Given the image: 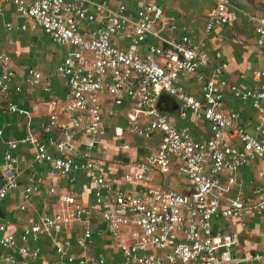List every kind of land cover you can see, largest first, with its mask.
Wrapping results in <instances>:
<instances>
[{"label": "built area", "instance_id": "2783aa9c", "mask_svg": "<svg viewBox=\"0 0 264 264\" xmlns=\"http://www.w3.org/2000/svg\"><path fill=\"white\" fill-rule=\"evenodd\" d=\"M0 1H10L18 15L31 20L57 44L73 47L54 70L67 86L64 118L59 120L51 113L42 125L44 132L55 128L60 133L62 139L50 138L48 143L59 155L49 154L46 144L32 134L6 141L0 161V200L19 186L13 152L23 143L33 147L29 166L45 162L52 178L61 175L69 182L74 180L71 172H84L93 193L88 206L78 202L72 193L61 194L57 209L28 220L18 235L8 230V223L0 222V264H29L40 258V249L35 245L40 235L73 224L80 227V235L74 240L79 252L71 251L68 239L55 235L54 258L47 264H105L102 256L88 253L94 245L90 221L94 213L99 214L109 238L117 243L120 264H233L231 248L239 245L238 237L213 223L237 219L243 214L264 215V81L254 88L227 85L221 77L226 64L219 62L209 75L196 73L202 85L201 97L187 93L182 79L206 65L209 56L201 49L202 43L192 44L186 34L175 40L162 37L159 0L140 3L133 20L127 15L123 0H113L110 7L103 1L91 0ZM210 1L212 7L203 26L206 32L231 20L230 0ZM93 20L97 23L92 28H79L80 22L88 25ZM253 21L256 43L264 45V14ZM6 26L10 28L9 24ZM174 28L170 25L167 29ZM147 36L161 40L162 45L150 44L140 52L138 46ZM115 37L128 39L131 48H119ZM212 56L219 58L220 53L213 52ZM8 61L9 56L0 50V99L8 93L14 75ZM27 74L29 83L37 85L40 73L29 68ZM263 74L253 73L255 78ZM225 87L233 98L247 101L255 110L256 134L237 124V112L221 110ZM163 94L177 100L179 119L205 121L210 137L197 140L185 135V127L179 129L171 124L159 109ZM123 97L129 100L125 113L127 131L147 140L155 133L160 136L155 149L144 160L134 162L119 175L90 156V150L105 135L103 116L114 113L109 105H120ZM5 108L28 114L11 102ZM77 135L85 139L83 151L79 156L64 154L71 150L69 141ZM253 159L258 162L259 184L246 195L242 190L244 182L236 172ZM171 161L192 186L189 193L150 183V172L166 174ZM44 181L40 176L28 177L20 209L41 186L49 193L56 191V186ZM259 257L264 258V252L249 258Z\"/></svg>", "mask_w": 264, "mask_h": 264}, {"label": "crops", "instance_id": "0c3cea01", "mask_svg": "<svg viewBox=\"0 0 264 264\" xmlns=\"http://www.w3.org/2000/svg\"><path fill=\"white\" fill-rule=\"evenodd\" d=\"M91 1H103L109 7L113 5V0ZM144 1L146 0H123L130 19L135 18L136 9ZM158 3L162 9L159 22L162 37L175 40L186 34L192 44L202 43L201 49L209 56L206 65L182 79L181 85L187 93L201 97L202 85L197 80L196 73L209 75L212 68L219 62L226 64L221 77L227 85H246L248 88H254L260 81H264V74L258 78L253 75L255 71L264 72V45H257L253 29V18L264 14V0H230L228 6L231 13L230 22L215 26L209 32H206L203 26L206 13L212 7L210 0H159ZM96 23V20L88 25L80 22L79 28L81 30L92 28ZM6 24H9L10 28H7ZM21 25H24V28H21ZM170 25H174L175 28L168 30ZM114 42L122 49H130L132 45L128 39L121 37H115ZM150 44L162 45V42L157 38L147 36L138 46L139 51H144L145 47ZM72 49L70 45L57 44L48 33L42 31L31 20L18 15L10 1H0V50L9 56L8 66L14 73L8 93L0 99V130L2 133L0 135V161L6 141L19 140L28 134L34 135L35 138L45 143L49 154L59 155L48 143L50 138L62 139L60 133L55 128L44 132L42 125L51 113L55 114L59 120L64 118L62 108L67 86L54 70L66 53ZM213 52H219L220 57L214 58ZM29 68L40 73L41 78L37 85L29 83L30 76L27 74ZM16 87H19V90ZM8 102L26 110L28 114L22 115L6 110ZM128 103L129 100L123 97L120 105H109L114 113L103 116L102 124L105 135L102 137V142L90 150V156L119 175L126 172L134 162L144 160L155 149L160 136L159 133H155L145 145L140 141L143 138L127 131L125 113L129 106ZM220 108L223 111L237 112V124L247 129L249 133L256 134L253 128L257 121L255 110L247 101L243 103L233 98L227 87L223 89ZM159 109L171 124L179 129L185 127L186 136L197 140H206L210 137V130L205 121L189 122L178 118L177 100L171 95H161ZM69 142L71 150H65L64 154L79 156L84 149L85 139L77 135ZM233 142L239 144L237 140ZM125 144L126 147L123 148L122 145ZM13 155L16 158V180L19 186L0 200V222L8 223V230L14 234L18 235L21 227L28 220H36L38 216L46 215L57 209L61 194L72 193L78 202L87 206L92 204L93 193L84 172H71L70 175L74 180L69 182L65 176L61 175L52 178L48 173L49 166L45 162L32 163L29 166L28 162L33 156V147L29 143L17 145ZM257 169L258 162L253 159L236 172L237 178L244 182L242 190L246 195L250 193L255 184H259L256 178ZM30 175L40 176L45 180L44 183L56 186V191L49 193L45 187L41 186L40 191L30 196L24 209H20L22 190ZM148 179L153 185L164 186L179 192L189 193L192 188L188 180L177 171V164L174 161H171L166 174H159L154 170L150 172ZM90 221L94 245L89 248L88 253L102 256L105 264H120V254L117 257L113 252V247L117 249V243L109 238L105 222L98 213H94ZM213 224L238 237L239 245L231 248L233 264H264L263 257L249 258L252 254L261 255L264 252V215L257 217L243 214L240 218L219 219ZM55 235L58 239H68L72 244L71 251L75 254L79 252L74 240L80 235V227L78 224H73L67 229L52 231L47 235L41 234L39 241L35 244L40 249L41 257L29 261V264H47L54 258L52 238Z\"/></svg>", "mask_w": 264, "mask_h": 264}, {"label": "rangeland", "instance_id": "374dc122", "mask_svg": "<svg viewBox=\"0 0 264 264\" xmlns=\"http://www.w3.org/2000/svg\"><path fill=\"white\" fill-rule=\"evenodd\" d=\"M140 141L143 142V144L145 145H146V142H148L147 138L141 139ZM113 252L117 255V257L119 256V253L115 247H113Z\"/></svg>", "mask_w": 264, "mask_h": 264}, {"label": "water", "instance_id": "95a60500", "mask_svg": "<svg viewBox=\"0 0 264 264\" xmlns=\"http://www.w3.org/2000/svg\"><path fill=\"white\" fill-rule=\"evenodd\" d=\"M0 181H1V179H0Z\"/></svg>", "mask_w": 264, "mask_h": 264}]
</instances>
